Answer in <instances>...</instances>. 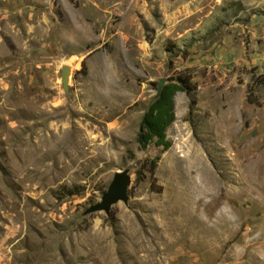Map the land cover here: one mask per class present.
<instances>
[{
    "label": "rangeland",
    "instance_id": "rangeland-1",
    "mask_svg": "<svg viewBox=\"0 0 264 264\" xmlns=\"http://www.w3.org/2000/svg\"><path fill=\"white\" fill-rule=\"evenodd\" d=\"M0 264H264V0H0Z\"/></svg>",
    "mask_w": 264,
    "mask_h": 264
},
{
    "label": "trees",
    "instance_id": "trees-1",
    "mask_svg": "<svg viewBox=\"0 0 264 264\" xmlns=\"http://www.w3.org/2000/svg\"><path fill=\"white\" fill-rule=\"evenodd\" d=\"M83 68L85 65L83 64ZM193 87L190 85L189 80L179 79L176 84H170L163 87L161 93L157 97L156 101L150 107L148 113L144 117L142 123V130L139 135V144L142 148H146L153 143L157 147H163L164 150L170 148V143L166 139V129L174 122L173 114V97L177 93L190 92ZM156 161H152L151 176L153 178V170ZM154 181V179H152ZM78 193H74L73 190H68V196H75Z\"/></svg>",
    "mask_w": 264,
    "mask_h": 264
},
{
    "label": "water",
    "instance_id": "water-1",
    "mask_svg": "<svg viewBox=\"0 0 264 264\" xmlns=\"http://www.w3.org/2000/svg\"><path fill=\"white\" fill-rule=\"evenodd\" d=\"M70 76V68L65 66L62 69L61 72V79L63 84V89L65 91L68 90V81ZM165 81H162L159 85L158 94L161 93L163 87H164ZM130 184V180L127 176L126 172H118L114 175L113 180L111 184L109 185V188L107 192L102 196L99 203L96 205H93L89 208L87 211L89 213H95V212H102L109 213L111 207L118 202L122 201L124 203H127L128 201V187Z\"/></svg>",
    "mask_w": 264,
    "mask_h": 264
}]
</instances>
